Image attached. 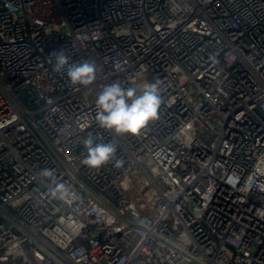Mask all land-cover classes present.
Here are the masks:
<instances>
[{
  "label": "built area",
  "instance_id": "1",
  "mask_svg": "<svg viewBox=\"0 0 264 264\" xmlns=\"http://www.w3.org/2000/svg\"><path fill=\"white\" fill-rule=\"evenodd\" d=\"M145 81L157 120L97 125L103 86ZM90 135L119 167L81 164ZM0 264H264V0H0Z\"/></svg>",
  "mask_w": 264,
  "mask_h": 264
},
{
  "label": "clouds",
  "instance_id": "2",
  "mask_svg": "<svg viewBox=\"0 0 264 264\" xmlns=\"http://www.w3.org/2000/svg\"><path fill=\"white\" fill-rule=\"evenodd\" d=\"M54 57L53 71L66 73L69 82L74 86L87 87L97 79V65L94 62L70 63L69 57L63 51L49 53ZM162 104L160 86L158 83L145 81L141 90L137 87H123L113 82L102 87L96 100L95 121L97 125L118 136H138L147 126L159 118ZM86 150L81 164L99 169L109 162H115L119 167L122 163L117 158V149L113 143L97 142L93 136L83 140ZM40 176L51 178L53 173L48 169L42 170ZM67 192L64 185L57 184L52 190L53 195H63Z\"/></svg>",
  "mask_w": 264,
  "mask_h": 264
},
{
  "label": "rangeland",
  "instance_id": "3",
  "mask_svg": "<svg viewBox=\"0 0 264 264\" xmlns=\"http://www.w3.org/2000/svg\"><path fill=\"white\" fill-rule=\"evenodd\" d=\"M127 187V185H126ZM131 195L134 199L135 205L137 207V209L142 213V214H148V209L145 206L146 205V199L145 197L142 196V194L139 193H133L131 192Z\"/></svg>",
  "mask_w": 264,
  "mask_h": 264
}]
</instances>
